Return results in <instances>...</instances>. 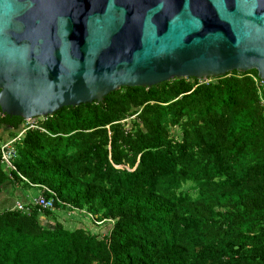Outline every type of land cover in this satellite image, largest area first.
Returning a JSON list of instances; mask_svg holds the SVG:
<instances>
[{"label":"trees","instance_id":"trees-1","mask_svg":"<svg viewBox=\"0 0 264 264\" xmlns=\"http://www.w3.org/2000/svg\"><path fill=\"white\" fill-rule=\"evenodd\" d=\"M258 79L249 69L121 86L32 117L11 179L0 162V193L8 181L38 187L53 207L0 210V264H264ZM24 122L0 108V133ZM57 209L108 229L70 228Z\"/></svg>","mask_w":264,"mask_h":264},{"label":"water","instance_id":"water-1","mask_svg":"<svg viewBox=\"0 0 264 264\" xmlns=\"http://www.w3.org/2000/svg\"><path fill=\"white\" fill-rule=\"evenodd\" d=\"M249 69L264 83V0H0L4 114Z\"/></svg>","mask_w":264,"mask_h":264},{"label":"built area","instance_id":"built-area-1","mask_svg":"<svg viewBox=\"0 0 264 264\" xmlns=\"http://www.w3.org/2000/svg\"><path fill=\"white\" fill-rule=\"evenodd\" d=\"M257 84H262L263 81L260 79L256 80ZM262 102H264V98H261ZM34 121L30 119H25V122L22 124L20 129L17 131L16 135L14 136H7L5 139L0 141V162L4 167L5 172L8 174L9 178L11 179V171H16L15 165L13 163L14 159L17 156V148L16 144L21 140L25 131L28 128L34 127ZM19 176L26 182L27 179L20 175ZM26 203L35 204L41 206L43 208H52L53 207V199L52 198H45L42 195H38L33 197L31 200H27ZM12 208H17L20 210L26 209L24 206V202L17 201Z\"/></svg>","mask_w":264,"mask_h":264},{"label":"rangeland","instance_id":"rangeland-1","mask_svg":"<svg viewBox=\"0 0 264 264\" xmlns=\"http://www.w3.org/2000/svg\"><path fill=\"white\" fill-rule=\"evenodd\" d=\"M8 135V133H6L4 130L3 131H1V133H0V136H2V138L3 137H5V136H7ZM3 190H4V192L5 191H7L6 190V188L4 187L3 188ZM19 190L24 194V196L25 195H27V198H22V193L20 194H17V193H13L12 192V194L10 193L9 194V200L8 201H11V198H12V200L13 201H15V200H20L21 199V201H25L26 199H28V200H31L33 197H35V196H37V195H39V193H40V189L38 188V187H29V186H23L22 185V183H19ZM6 193V192H5ZM7 194V193H6ZM2 200V199H1ZM6 201V200H5ZM11 206V204H8L7 203V201L6 202H4V203H2V202H0V210H2V209H4V208H8V207H10ZM68 210L67 209H57V210H55L54 211V213L56 214V215H60L61 216V219H64L65 218V220H68V218H69V214H68ZM67 213V214H66ZM75 214V213H74ZM76 215L78 216V217H70V218H73V219H71V221L69 222V224H67L68 226H70L71 228H73V227H76V226H78V225H80V220H78L79 218H81V221L85 224V225H83V226H85V227H87L89 230H91L92 232H104L106 229H108L107 228V226L106 225H98V224H95V223H93L92 222V220L88 217V216H86L85 214H82V213H77L76 212ZM70 220V219H69ZM51 223L53 222V220L51 219V220H49ZM49 224V223H48ZM66 224V223H65ZM49 227H51V226H49Z\"/></svg>","mask_w":264,"mask_h":264},{"label":"crops","instance_id":"crops-1","mask_svg":"<svg viewBox=\"0 0 264 264\" xmlns=\"http://www.w3.org/2000/svg\"><path fill=\"white\" fill-rule=\"evenodd\" d=\"M7 136H5V137H3L2 139H5ZM1 139V140H2ZM6 188V190L7 191H5L4 192V190H2V192L0 193V202H2V203H4V202H6L7 201V203L8 204H11V206L10 207H8V208H11L12 206H14V204L17 202V201H21V199L19 200H15V201H13L12 200V198H11V201H8L9 200V194L11 193L12 194V192L13 193H17V194H19L21 191L19 190V185H12L11 184V182L10 181H8V182H5V184L3 185V188ZM22 193V192H21ZM20 193V194H21ZM22 198H27V195H25L24 196V194L22 193ZM2 199V200H1ZM6 200V201H5ZM28 199H26L25 201H27ZM25 201H21V202H25ZM67 214V213H66ZM68 214L70 215L69 216V218H68V220H66V224H69V222L71 221V219H73V218H70L71 216L72 217H78L77 215H76V212H75V214H74V212H71V211H69L68 212ZM70 219V220H69ZM64 220H65V218H64ZM78 220H80V218L78 219ZM81 221V220H80ZM77 227V226H76ZM71 228V227H70ZM73 228H75V227H73Z\"/></svg>","mask_w":264,"mask_h":264}]
</instances>
